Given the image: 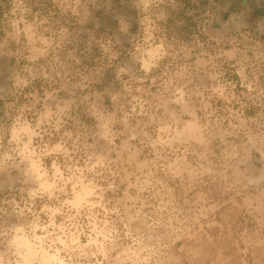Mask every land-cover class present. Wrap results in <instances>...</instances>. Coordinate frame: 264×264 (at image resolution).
Wrapping results in <instances>:
<instances>
[{
    "label": "clouds",
    "instance_id": "1",
    "mask_svg": "<svg viewBox=\"0 0 264 264\" xmlns=\"http://www.w3.org/2000/svg\"><path fill=\"white\" fill-rule=\"evenodd\" d=\"M227 11L0 0V264H264V9Z\"/></svg>",
    "mask_w": 264,
    "mask_h": 264
},
{
    "label": "flooded vegetation",
    "instance_id": "2",
    "mask_svg": "<svg viewBox=\"0 0 264 264\" xmlns=\"http://www.w3.org/2000/svg\"><path fill=\"white\" fill-rule=\"evenodd\" d=\"M221 7L227 4L228 11L222 14V19L227 20L228 15L235 11H244L246 8H252L254 11L264 9V5L258 3V0H218Z\"/></svg>",
    "mask_w": 264,
    "mask_h": 264
}]
</instances>
